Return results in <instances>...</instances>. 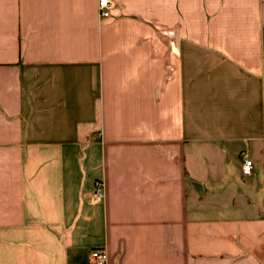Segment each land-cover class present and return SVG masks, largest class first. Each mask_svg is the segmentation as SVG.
<instances>
[{"label":"crops","instance_id":"0c3cea01","mask_svg":"<svg viewBox=\"0 0 264 264\" xmlns=\"http://www.w3.org/2000/svg\"><path fill=\"white\" fill-rule=\"evenodd\" d=\"M109 1L0 0V264H264V0Z\"/></svg>","mask_w":264,"mask_h":264},{"label":"built area","instance_id":"2783aa9c","mask_svg":"<svg viewBox=\"0 0 264 264\" xmlns=\"http://www.w3.org/2000/svg\"><path fill=\"white\" fill-rule=\"evenodd\" d=\"M111 8V3L109 0H96V10L100 18H106L109 15V10ZM243 162L241 166V171L243 176H250L253 171L252 161L243 157ZM103 198V192L101 183L96 182L94 189L88 199L89 203H97ZM89 261L91 264H106L107 255L104 251L101 250H92L89 253Z\"/></svg>","mask_w":264,"mask_h":264}]
</instances>
